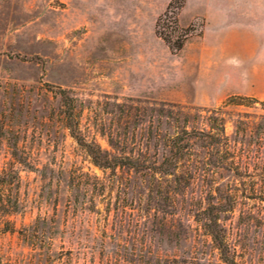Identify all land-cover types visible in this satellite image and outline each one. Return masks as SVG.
I'll return each mask as SVG.
<instances>
[{"label":"rangeland","instance_id":"obj_1","mask_svg":"<svg viewBox=\"0 0 264 264\" xmlns=\"http://www.w3.org/2000/svg\"><path fill=\"white\" fill-rule=\"evenodd\" d=\"M171 1L0 0V264H264V0Z\"/></svg>","mask_w":264,"mask_h":264},{"label":"trees","instance_id":"obj_2","mask_svg":"<svg viewBox=\"0 0 264 264\" xmlns=\"http://www.w3.org/2000/svg\"><path fill=\"white\" fill-rule=\"evenodd\" d=\"M184 7L185 0H172L166 12L159 18L156 24V34L166 43L173 55L180 53L184 49L186 41L195 33L194 25L187 28L180 25L179 16ZM231 99L243 100V98L235 97H231ZM222 133H224V129ZM78 141L80 145L86 149L89 157L96 166L103 169H110L113 166V169H115L117 166L124 165L122 164L123 162H120L119 160L114 164H111L109 162L108 154L104 153L100 147L94 144L85 143L81 140ZM178 147L179 142H174L172 148L176 149ZM184 157V152L173 150L170 154L164 156V159L159 166H180ZM128 160L130 166H136L132 158H129ZM213 209V207H210L206 211L205 231L212 238L216 248L220 251L222 262L224 264H238L226 241L225 230L220 223V212H216Z\"/></svg>","mask_w":264,"mask_h":264},{"label":"crops","instance_id":"obj_3","mask_svg":"<svg viewBox=\"0 0 264 264\" xmlns=\"http://www.w3.org/2000/svg\"><path fill=\"white\" fill-rule=\"evenodd\" d=\"M239 33H240V31H238ZM239 35V34H238ZM199 47V46H198ZM197 47V51L199 50L200 52H201V55L199 56V57H203L204 59H206L207 61H209V60H213V58L216 56L215 54L216 53H218V55L219 56H221L220 58L222 59V58H224L225 57V55H226V48H224V47H217V48H214V47H212V46H210L209 44L208 45H204V46H200L201 48H198ZM244 49V48H243ZM195 51H196V49H195ZM195 54H197L196 52H194V60L195 59H197V57H196V55ZM215 60H213V61H211L213 64L215 63L214 62ZM210 62V61H209ZM217 68L218 67H222V70L220 71V72H222L223 73V75H224V73H225V68H226V66H225V64H224V62H223V60L222 61H219L218 63H217ZM218 89H219V87H218ZM238 92H236V91H228V92H222V91H220V89L217 91V93H216V96H218V98H220V99H225L226 97H228V96H230V95H233V94H237ZM206 98H208V99H210V97L207 95V97Z\"/></svg>","mask_w":264,"mask_h":264}]
</instances>
